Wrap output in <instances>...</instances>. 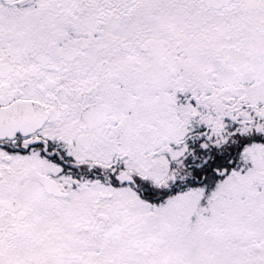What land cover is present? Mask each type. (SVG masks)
I'll return each instance as SVG.
<instances>
[{"label": "snow or ice", "instance_id": "obj_1", "mask_svg": "<svg viewBox=\"0 0 264 264\" xmlns=\"http://www.w3.org/2000/svg\"><path fill=\"white\" fill-rule=\"evenodd\" d=\"M0 264H264V0H0Z\"/></svg>", "mask_w": 264, "mask_h": 264}]
</instances>
